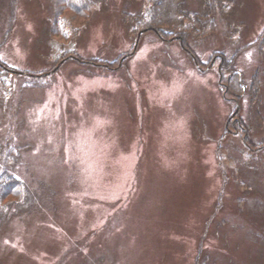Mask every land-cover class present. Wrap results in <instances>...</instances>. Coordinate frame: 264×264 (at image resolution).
<instances>
[{"label":"rangeland","instance_id":"374dc122","mask_svg":"<svg viewBox=\"0 0 264 264\" xmlns=\"http://www.w3.org/2000/svg\"><path fill=\"white\" fill-rule=\"evenodd\" d=\"M89 1L0 0V264H264V0Z\"/></svg>","mask_w":264,"mask_h":264},{"label":"trees","instance_id":"16d2710c","mask_svg":"<svg viewBox=\"0 0 264 264\" xmlns=\"http://www.w3.org/2000/svg\"><path fill=\"white\" fill-rule=\"evenodd\" d=\"M61 1L63 2V0ZM80 1L84 4H91L89 0ZM213 1L215 2V4L219 5L224 0ZM11 2L13 3L14 0H11ZM147 3V10L144 13H140L134 18V23L136 25L135 30L138 29L141 30V32L154 30L158 35L162 37L171 38L180 36L184 44L186 34H189V32H191V29L197 27V23L195 24L194 22V20H196V16H190V13L185 9V0H147ZM198 22V24H201V21ZM6 178L7 180H5ZM0 179L1 215L3 209L11 202H14L6 201L5 205L3 206L1 204V200L6 199V197L8 196L16 197V194L10 191L11 184H6V182H12L11 176L3 174L0 176Z\"/></svg>","mask_w":264,"mask_h":264}]
</instances>
